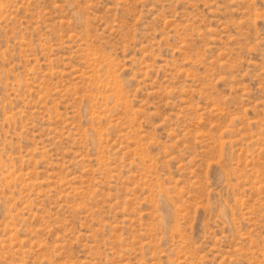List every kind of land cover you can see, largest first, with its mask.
Here are the masks:
<instances>
[{"label":"rangeland","instance_id":"1","mask_svg":"<svg viewBox=\"0 0 264 264\" xmlns=\"http://www.w3.org/2000/svg\"><path fill=\"white\" fill-rule=\"evenodd\" d=\"M0 264H264V0H0Z\"/></svg>","mask_w":264,"mask_h":264}]
</instances>
